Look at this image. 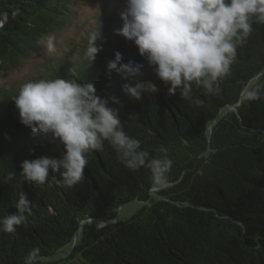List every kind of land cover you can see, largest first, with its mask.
I'll use <instances>...</instances> for the list:
<instances>
[{"label":"trees","instance_id":"trees-1","mask_svg":"<svg viewBox=\"0 0 264 264\" xmlns=\"http://www.w3.org/2000/svg\"><path fill=\"white\" fill-rule=\"evenodd\" d=\"M73 2L0 0V218L18 214L21 193L31 203L14 233L0 231V264H26L33 250L39 264L68 245L69 258L79 264H264V24L253 23L217 92L193 83L186 100L179 90L169 95L134 41L117 34L127 7V0L119 2L85 36L82 50L25 82L61 77L94 83L149 159L162 155L161 146L167 149L172 167L166 186L153 195L150 170L126 167L107 141L103 151L89 154L85 179L72 188L57 183L59 172L50 171L43 186L21 176L25 159L60 157L64 149L20 122L14 97L25 82L4 80L45 35L73 21ZM98 33L101 51L90 63L84 51ZM117 51L122 63L143 64L139 76L109 75L107 62ZM139 80L158 91L139 100L123 91V84ZM131 201L142 205L115 219Z\"/></svg>","mask_w":264,"mask_h":264},{"label":"clouds","instance_id":"clouds-1","mask_svg":"<svg viewBox=\"0 0 264 264\" xmlns=\"http://www.w3.org/2000/svg\"><path fill=\"white\" fill-rule=\"evenodd\" d=\"M121 17L124 23L117 34L134 41L157 77L169 85V95L179 90L181 98L187 100L191 99L193 83L209 93L219 90L218 81L229 73L237 48L252 33L253 23L264 24V0H127ZM98 36H91L84 51L90 63L101 51L96 45ZM41 42L49 53L55 51L51 37ZM121 61L122 54L117 51L107 62L109 75L115 71L131 81L141 74L143 64ZM122 88L137 100L143 93L158 91L155 83L142 80L125 83ZM14 101L20 122L29 126L33 135L46 134L64 149L60 157L44 155L22 161L20 174L24 179L43 186L50 171L59 172L57 183L72 188L85 179L89 154L103 151L107 141L126 167H147L152 181L166 186L172 167L167 149L161 146L162 155L149 159L140 140L125 133L118 109L97 94L94 83L61 77L28 81L20 86ZM112 101L120 103L115 96ZM16 207L18 214L0 218V231L14 233L31 214V203L24 193ZM37 252L29 253L26 264H34Z\"/></svg>","mask_w":264,"mask_h":264},{"label":"rangeland","instance_id":"rangeland-1","mask_svg":"<svg viewBox=\"0 0 264 264\" xmlns=\"http://www.w3.org/2000/svg\"><path fill=\"white\" fill-rule=\"evenodd\" d=\"M121 1L123 0H74L72 7L73 21L68 25L55 27L42 38L43 41H46L51 37L55 51L49 53L41 40L36 50L24 58L15 68H12L4 81L8 84L19 81L23 83L28 77L36 74L41 69H47L62 57L71 58L76 55L83 48L85 36L104 23L107 16L116 8V4ZM158 186L156 184L153 189V195H155ZM141 205L142 203L138 201L128 202L118 209L117 217L126 219L137 211ZM71 250V245H68L58 251L52 258L43 260L39 264H79L76 256L69 258Z\"/></svg>","mask_w":264,"mask_h":264},{"label":"water","instance_id":"water-1","mask_svg":"<svg viewBox=\"0 0 264 264\" xmlns=\"http://www.w3.org/2000/svg\"><path fill=\"white\" fill-rule=\"evenodd\" d=\"M115 219H118V217L116 216V218ZM105 222H103L102 224H104ZM77 241V237H75V241H74V243Z\"/></svg>","mask_w":264,"mask_h":264}]
</instances>
